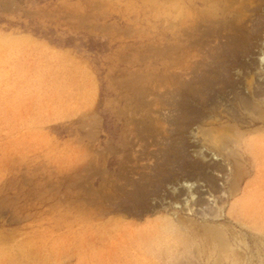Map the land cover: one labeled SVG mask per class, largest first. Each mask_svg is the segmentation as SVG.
Returning <instances> with one entry per match:
<instances>
[{
	"label": "rangeland",
	"instance_id": "obj_1",
	"mask_svg": "<svg viewBox=\"0 0 264 264\" xmlns=\"http://www.w3.org/2000/svg\"><path fill=\"white\" fill-rule=\"evenodd\" d=\"M224 35V0H0V264H264V173L191 165L227 166Z\"/></svg>",
	"mask_w": 264,
	"mask_h": 264
},
{
	"label": "bare ground",
	"instance_id": "obj_2",
	"mask_svg": "<svg viewBox=\"0 0 264 264\" xmlns=\"http://www.w3.org/2000/svg\"><path fill=\"white\" fill-rule=\"evenodd\" d=\"M239 2V6L234 10L228 5L230 1L224 0V67L219 72L218 70L211 71H215L211 74L217 76L216 80L224 83V128L220 127L217 130L219 136L222 135L221 132H224V137L222 135L220 139V145L224 144V147L219 146L216 150L224 149V162H227V166L225 163L221 167L200 164L202 162L191 163L200 173H209L210 168L227 171L226 173L233 178L232 183H228L230 191H235L245 178L244 176L252 172L253 163L258 165L259 172L264 173V168H260L261 162L264 161V0H239ZM249 22L252 23L249 24ZM203 69L204 72L208 71L206 66H203ZM218 76L221 79H218ZM207 78L201 77V82H203L201 84L205 88L207 84L212 83L213 79L212 77ZM177 150H179V156L186 157L185 145L179 146ZM199 156L204 157L202 152ZM175 162L176 160L173 164ZM185 162H179L180 168L187 166ZM195 172L197 173L196 170ZM207 177L210 188L214 191L218 190L216 178L208 175ZM184 184L187 185V191L194 199L196 192L194 184L187 180ZM200 201L199 203H202L203 200ZM206 229L210 230V228ZM211 229L215 228L211 227ZM218 235L217 239L221 242L219 241L217 246L221 244L220 246L229 247L227 243L224 244L228 241L225 239L224 242L223 238H220L222 235Z\"/></svg>",
	"mask_w": 264,
	"mask_h": 264
}]
</instances>
